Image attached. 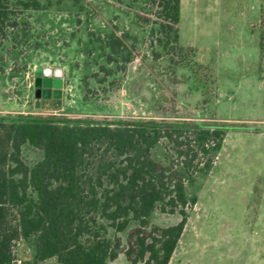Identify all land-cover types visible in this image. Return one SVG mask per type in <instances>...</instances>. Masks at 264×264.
I'll return each instance as SVG.
<instances>
[{
    "label": "rangeland",
    "instance_id": "rangeland-1",
    "mask_svg": "<svg viewBox=\"0 0 264 264\" xmlns=\"http://www.w3.org/2000/svg\"><path fill=\"white\" fill-rule=\"evenodd\" d=\"M21 1L29 0L10 4L23 9ZM38 1L43 9L24 11V25L2 50L0 120L35 115L83 123L144 119L182 128H264V0H181L176 49L160 43L162 20L153 0ZM101 31L130 37L135 58L126 71L106 77L100 69L114 68L92 42V33ZM37 69L62 78L55 111L35 108ZM251 144L230 134L211 173L187 188L198 202L169 264H264V223L252 221L264 209V182L253 196L262 167ZM152 155L165 166L175 157L167 140ZM43 157L28 144L22 148L29 167ZM151 220L166 227L180 217L156 209ZM121 237L126 247V233ZM34 250L33 239L17 243L16 264H32ZM40 264L60 263L53 258ZM108 264L130 263L121 254Z\"/></svg>",
    "mask_w": 264,
    "mask_h": 264
},
{
    "label": "trees",
    "instance_id": "trees-1",
    "mask_svg": "<svg viewBox=\"0 0 264 264\" xmlns=\"http://www.w3.org/2000/svg\"><path fill=\"white\" fill-rule=\"evenodd\" d=\"M153 2L160 8V43L176 49L181 0ZM20 6L0 0V77L6 72L2 50L24 25V11L43 9L38 0ZM91 36L114 66L100 67L105 76L126 71L135 58L130 37L115 31ZM12 118L0 120V264H16L17 243L30 239L32 264L52 258L60 264H108L121 254L130 264H169L198 202L187 188L210 174L227 131L224 125L182 128L144 119L101 124ZM163 140L175 154L168 166L152 155ZM26 144L44 153L33 167L22 158ZM156 209L180 220L166 227L153 224Z\"/></svg>",
    "mask_w": 264,
    "mask_h": 264
},
{
    "label": "crops",
    "instance_id": "crops-1",
    "mask_svg": "<svg viewBox=\"0 0 264 264\" xmlns=\"http://www.w3.org/2000/svg\"><path fill=\"white\" fill-rule=\"evenodd\" d=\"M260 54L264 56V52L262 53L260 51ZM45 76L55 79V77L52 76L51 73H46ZM63 85H64V83H63ZM62 89H63V87L57 91V95L56 96L54 94L55 90L52 89L51 90V92H52L51 96L43 98L41 100V102H40V107L39 108H37L36 102H35L36 110H39V109L41 111H43V110L44 111H55V110H57L59 107L57 108L56 106H57V103L59 102L58 100L61 99V97H62V91H61ZM0 99H1V97H0ZM1 103H3V106L5 108H12L11 104L10 105H6V101H2ZM230 134H234L235 137H237V138H241V137L244 138L245 137V138H247V139L252 141V144H251V147H252L251 149L253 150L252 154H254L253 156H254V159L256 160L257 164H259L262 167L260 172H258V174H256V176H255V178H254V180L252 182L253 183L252 184V186H253V188H252L253 194L252 195L254 196V191L256 189L257 183L259 181H261V180L264 182V128H258V129H228L226 131V137H225V140H224V142L222 144V147H221L220 151L224 148L225 142L227 141L228 136ZM263 192H264V186H263ZM261 213H262V215L256 216V218H254L252 221L253 222L260 221V222L264 223V209L262 210Z\"/></svg>",
    "mask_w": 264,
    "mask_h": 264
},
{
    "label": "water",
    "instance_id": "water-1",
    "mask_svg": "<svg viewBox=\"0 0 264 264\" xmlns=\"http://www.w3.org/2000/svg\"><path fill=\"white\" fill-rule=\"evenodd\" d=\"M63 84L62 79L46 77L42 73V69H37L36 78H35V97H36V106L40 107V102L43 98L50 97L52 92L51 90H55V96L57 95V91L61 89Z\"/></svg>",
    "mask_w": 264,
    "mask_h": 264
},
{
    "label": "flooded vegetation",
    "instance_id": "flooded-vegetation-1",
    "mask_svg": "<svg viewBox=\"0 0 264 264\" xmlns=\"http://www.w3.org/2000/svg\"><path fill=\"white\" fill-rule=\"evenodd\" d=\"M55 78H58V79L60 78V79H62V78H61V77H59V76H55ZM62 87H63V84H62ZM62 87H61V88H62Z\"/></svg>",
    "mask_w": 264,
    "mask_h": 264
}]
</instances>
